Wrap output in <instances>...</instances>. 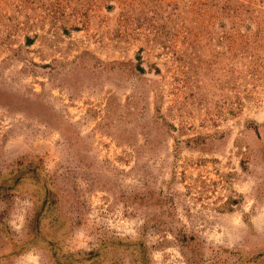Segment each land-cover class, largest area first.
I'll use <instances>...</instances> for the list:
<instances>
[{"label": "rangeland", "instance_id": "rangeland-1", "mask_svg": "<svg viewBox=\"0 0 264 264\" xmlns=\"http://www.w3.org/2000/svg\"><path fill=\"white\" fill-rule=\"evenodd\" d=\"M0 264H264V0H0Z\"/></svg>", "mask_w": 264, "mask_h": 264}]
</instances>
